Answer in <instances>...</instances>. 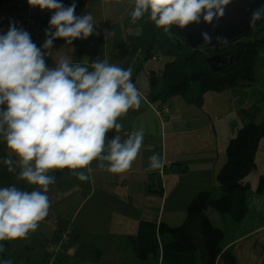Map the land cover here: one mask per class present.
<instances>
[{"label":"clouds","instance_id":"9594fccd","mask_svg":"<svg viewBox=\"0 0 264 264\" xmlns=\"http://www.w3.org/2000/svg\"><path fill=\"white\" fill-rule=\"evenodd\" d=\"M42 11L54 10L45 31L43 50L53 48L56 39L67 45L86 39L94 32L93 15H75L76 5L64 6L60 0H27ZM131 22L146 14L157 28L170 37L173 25L183 29L201 22L218 21L232 0H130ZM264 19V7L254 10L250 26ZM52 29H55L53 32ZM115 35L106 32V39ZM204 44L212 37L203 32ZM219 43H227L217 37ZM38 48L30 34L10 22L6 34H0V138L18 158L3 159L16 179L36 186L31 191L15 185L0 187V241L27 238L49 214V186L55 178L48 173L69 169L80 181H89L91 165L111 174L128 171L143 146L144 131H132L122 139L124 125L118 118L130 109H139L142 94L132 82V68L124 69L107 59H96L90 66L61 56L54 67L46 64L49 52ZM164 167L160 154L149 157L145 169L151 172ZM85 170V171H77ZM0 244V252H4ZM0 264H13L11 259Z\"/></svg>","mask_w":264,"mask_h":264},{"label":"rangeland","instance_id":"374dc122","mask_svg":"<svg viewBox=\"0 0 264 264\" xmlns=\"http://www.w3.org/2000/svg\"><path fill=\"white\" fill-rule=\"evenodd\" d=\"M24 1L26 0L1 1L0 27L7 29L15 12ZM60 2L66 7L75 3L74 14L77 16L87 15L90 12L96 25L91 36L86 39H75L72 45H67L64 39L54 40L52 48L54 53L51 59L47 61L49 67H54L55 61L61 56L70 58L73 62H80L89 66L96 59H107L110 63L116 64L125 70L131 67L132 75L135 76L136 82L145 84L150 88L151 71L156 70L157 74L160 75L166 69V65L177 60L176 56L181 54H178V48L167 40L164 30L157 28L148 19L147 14L137 22H131L130 13L133 5L130 0H60ZM37 8L43 14V21L47 30L54 10L45 9L42 11L39 7ZM46 11H49V14H45ZM112 30L115 35L106 39V32ZM52 31L54 32L55 29H52ZM157 46L160 48L161 54L158 53ZM149 48L151 49V55H159L158 58L152 59V56H150L147 59L146 49ZM259 56L258 65L256 64L255 66L257 76H255V82L251 86H237L226 91H209L204 95L201 107L186 104L181 94H172L165 102V105L169 106L170 110L168 114L164 115L163 124L166 125V131L188 129L187 127L198 128L205 123H210V120L218 119L219 116L217 114L220 111L224 112L230 107L226 102V98L231 96L232 93L229 92L233 89H239V97L245 101L250 96L242 94L245 89L250 94L256 92L259 85L263 89L264 49L260 50ZM245 73L247 74V69L243 68L241 71L242 78L245 77ZM223 93L228 94L220 95ZM152 103L157 108L163 105L160 100ZM242 103L244 104V102ZM243 109H247V107L235 110L234 113L228 112L226 114L227 121L233 122L232 120L236 117L238 118L237 121H240L243 118ZM149 111L150 113L144 109L141 112L147 116V121H143L144 125L157 127V124L161 123V121L151 109ZM228 115H230V120H228ZM135 123V120L127 121L128 125ZM223 124L227 126L226 122ZM203 133L205 131H201L197 135ZM188 137V135H183L181 139L187 142L189 140ZM226 155L227 149L223 148L219 153V161L216 162L215 160L214 162L213 174L215 175V182H217V175L226 161ZM7 157L17 161L18 173V158L7 148L3 139L0 138V187L15 185L22 190H33L36 186L28 185L24 181H18L16 179L17 173H9L7 171V166L3 164V159ZM139 163L140 161L137 157L134 160L133 167L138 166ZM48 174L55 178V183L49 186L47 193L51 204L49 214L40 222L37 230L30 232L27 238L0 241V244H3L5 248L4 252H0V261L11 259L13 264H129L127 259L118 258L119 256L115 258L112 255L105 256L102 260H96L94 256L89 258L85 244L92 243L93 240L98 241L99 239L100 241V236L98 238L96 235L97 229L106 220L108 221V219L112 218V208L116 210L118 207L124 206L127 208V212L135 207L131 202L136 199L137 188L140 187V178L132 176L131 184L122 189L118 186L117 178L113 175L104 185L105 197L102 196L103 194L97 193L95 197L83 203L85 196L90 191L88 189V181H80L71 174L69 169H56ZM169 185L171 190L172 185ZM216 193L219 195L218 190H216ZM181 194V188L175 189V192L172 193V202L170 201L168 204L166 217L171 214L176 215L178 205H180L177 200ZM220 194V198H222L221 191ZM212 197L216 198L214 194ZM214 212L218 215L230 216L221 214L216 210ZM101 241L109 246L112 243L107 237H101ZM115 246L117 250H121V247L124 246L123 241L120 240ZM79 250L81 251L78 252ZM167 257L165 258L166 263L169 264L168 260L170 263L175 262L174 256ZM154 261H157V256H152L149 262L154 263ZM154 264L157 263L155 262Z\"/></svg>","mask_w":264,"mask_h":264},{"label":"crops","instance_id":"0c3cea01","mask_svg":"<svg viewBox=\"0 0 264 264\" xmlns=\"http://www.w3.org/2000/svg\"><path fill=\"white\" fill-rule=\"evenodd\" d=\"M45 14H49V11H46ZM40 16L43 20V14H40ZM12 20L13 17L11 22ZM8 29L9 26L7 29L0 27V34H4ZM157 48L158 53L161 54L160 48L158 46ZM53 53L54 50H52V55ZM146 54L147 59H149L148 52ZM151 56L152 59H156L159 55ZM151 72L156 73L158 86L152 90V86L148 88L145 84H138L135 76L132 75V82L142 94L141 107L138 110L130 109L125 116L118 118V122L124 125L119 133L113 129L107 134V139L109 140L115 135H120L122 139H125L127 133L142 129L144 131V141L137 156L140 161L139 165L133 167V161L131 168L120 174H111L99 169L96 161H93L91 165V179L88 181V189L90 191L85 196L83 203L88 202L97 193L103 194L102 196L105 197L104 185L113 175L117 178L118 186L122 189L131 184L132 176L140 178V187L137 188L136 199L131 202L135 206L131 210L126 212L127 208L124 206H120L115 210L110 206L112 208V218L108 219V221L106 220L97 229L96 235L98 238L100 236V241L98 239V241L93 240L92 243L85 244L89 258L94 256L96 260H102L105 256L112 255L113 258L119 256L118 258L127 259L129 264H154L155 262L157 264H168L165 262L166 254L161 239H157L159 244L157 261L150 263L151 257L148 260H140L135 255L128 237H137L140 228L145 225H150L154 228L158 227L161 222L167 223L172 227L182 225L186 219L189 204L202 191H212V195L214 194L216 198H220V191L222 190H219V188L221 185L218 181V175L217 182H215V175L213 174L215 160L216 162L219 161V153L223 148L227 149L230 139L237 134L241 127L249 122L260 124L264 121V107L258 104L260 94L264 91V88L262 89L259 85L254 93L250 94L246 89L243 91L242 94L250 95L246 101L239 97V89H233L229 92L232 94L226 98V102L230 107L224 112L220 111L217 114L219 116L218 119L210 120V123H205L198 128L171 129L167 132L166 125L163 123L165 120L164 115L168 113L163 112L161 107H155L150 100L151 96L159 94L163 89L164 72L160 73V75L157 74L156 70ZM255 76H257L256 71ZM227 94L223 93L220 95ZM185 102L188 104L186 100ZM245 107L247 109H243V118L240 121H237V117L232 120L233 122L227 121L226 114L228 112L234 113L235 110ZM144 109L149 113L151 109L159 118L161 123H158L157 127L144 125V122L147 121V116L141 113ZM128 120H135L136 123L128 125ZM228 120H230V115H228ZM224 122L227 123V126L223 124ZM201 131H205V133L197 135ZM183 135L189 136L187 142L181 139ZM154 153L162 156L164 167L146 172L145 169L149 165V157ZM227 157L228 155H226V161L219 173L225 167L228 160ZM255 162V169L246 177L250 184V188L246 193L248 208L246 217L241 222H236L231 216L218 215L214 210H208L212 223L224 230V237L220 244L221 252L215 264H227L226 255L230 253L234 256L235 264H264V189L262 191L258 189L260 181L264 180V140L259 142ZM169 184L172 185L171 190ZM177 188H181L182 192L177 200L180 204L178 205L177 213L166 217L168 204L170 201L172 202V193ZM216 190H218L219 195H217ZM221 199L228 204L231 201L228 197H222ZM100 229L101 231H99ZM101 237L109 238L112 241L111 245L109 246L101 241ZM120 240L123 241L124 246L121 247V250H117L115 245ZM168 262L173 264L170 261Z\"/></svg>","mask_w":264,"mask_h":264},{"label":"trees","instance_id":"16d2710c","mask_svg":"<svg viewBox=\"0 0 264 264\" xmlns=\"http://www.w3.org/2000/svg\"><path fill=\"white\" fill-rule=\"evenodd\" d=\"M261 49H264V21L241 39L213 50L195 53L178 51V54H181L176 56L177 60L166 65L163 89L159 94L151 96L150 100H160L161 104H165L172 94L178 93L188 104L201 107L204 95L209 91L251 86L256 79L255 66ZM147 52L150 57V48ZM228 53H233L232 63L221 70L211 68L208 62L211 56H224ZM50 57L46 59V64ZM212 65L218 68L217 64ZM243 68L247 69L244 78L241 74ZM150 77L153 90L158 86L156 73L152 72ZM258 104L264 107V91L260 94ZM166 106L162 105L161 108ZM167 107L169 113V106ZM262 140L264 121L260 124L247 123L230 139L227 145V163L218 174L222 197L230 198L229 204L219 197L213 198L212 191H202L189 204L186 219L179 227L161 222L156 228L150 225L142 226L137 237L129 236L128 241L135 255L140 260L157 256L159 238L164 245L166 258L171 255L175 257L173 264H215L221 252L220 244L224 230L212 223L208 210L214 209L221 214H228L236 222H241L246 217V193L250 188L246 177L256 167V150ZM258 189H264L263 179ZM226 262L235 264L231 253L226 255Z\"/></svg>","mask_w":264,"mask_h":264},{"label":"water","instance_id":"95a60500","mask_svg":"<svg viewBox=\"0 0 264 264\" xmlns=\"http://www.w3.org/2000/svg\"><path fill=\"white\" fill-rule=\"evenodd\" d=\"M264 7V0H232L226 9L225 15L218 21L214 20L211 24H206L201 18L199 24L193 23L181 29L176 25L170 27L172 37L167 34V39L176 45L179 51H188L191 53L210 51L226 44L233 43L248 32L257 28L264 19L256 22L255 25L250 26V17L254 10ZM207 32L211 37V43L200 47L204 44L202 33ZM217 37L225 38L227 43H219ZM212 69H225L228 64L233 62V53L225 54L224 56H213L208 59ZM218 65L214 67L212 64Z\"/></svg>","mask_w":264,"mask_h":264},{"label":"built area","instance_id":"2783aa9c","mask_svg":"<svg viewBox=\"0 0 264 264\" xmlns=\"http://www.w3.org/2000/svg\"><path fill=\"white\" fill-rule=\"evenodd\" d=\"M40 14L41 13L39 12L38 8L29 6L26 0L15 12L11 23H13L16 27L27 31L30 34L32 41L37 45L38 48L42 49V45L46 39V28ZM43 51L49 52V54L46 56V59L52 54L51 49ZM163 111L167 113L168 107H164Z\"/></svg>","mask_w":264,"mask_h":264}]
</instances>
